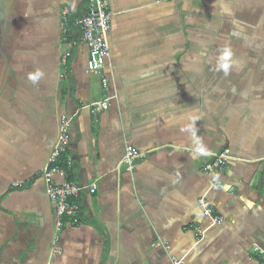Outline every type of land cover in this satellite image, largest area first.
I'll return each instance as SVG.
<instances>
[{
    "label": "crops",
    "instance_id": "obj_1",
    "mask_svg": "<svg viewBox=\"0 0 264 264\" xmlns=\"http://www.w3.org/2000/svg\"><path fill=\"white\" fill-rule=\"evenodd\" d=\"M111 11V57L91 74L86 0H0V264H258L264 0H111ZM106 99L103 113L85 108ZM63 117L68 180L98 192L82 196L57 253L41 175ZM129 144L144 154L132 174L117 171ZM224 149L213 179L204 167Z\"/></svg>",
    "mask_w": 264,
    "mask_h": 264
},
{
    "label": "built area",
    "instance_id": "obj_2",
    "mask_svg": "<svg viewBox=\"0 0 264 264\" xmlns=\"http://www.w3.org/2000/svg\"><path fill=\"white\" fill-rule=\"evenodd\" d=\"M180 0H158L159 4L169 2H177ZM87 14L81 21L82 39L89 49V59L87 71L91 74H97L104 70L108 59L111 57V45L109 41L110 32L113 23V13L111 11V0H86ZM69 10H65L63 17L66 20ZM104 88L109 87L108 79H103ZM110 99L94 102L85 108L92 109L95 113L100 114L109 109ZM72 118L63 117L59 123L57 139L53 149L48 157L46 165L42 171V178L46 184V193L55 207V246L57 253L61 251L56 247L60 237V233L68 225L72 227L79 226L81 223L82 205L81 199L84 194L95 195L98 192V186L92 184L84 186L78 182L68 180L69 168L72 167L71 162L68 168L61 167L60 161L64 153H66L71 143V125ZM230 149H224L216 155L212 162L205 165L207 172L213 179L219 175L226 173L230 162ZM144 157V154L138 151L133 145L129 144L125 148V154L118 165L117 171L124 170L126 173L132 174L137 167V162ZM221 190L225 189V185L221 182L216 183ZM14 188L21 187L19 183H15ZM234 188H230L229 192H234ZM199 205L204 209V215L209 219L210 226H218L224 222L223 217L215 214L214 210L207 204L205 199L199 200ZM68 221V222H67ZM199 236L203 237L206 229H195ZM158 247H165L169 252V247L163 242L157 243ZM260 262L264 264V249L259 247ZM171 264H186L185 257L171 256Z\"/></svg>",
    "mask_w": 264,
    "mask_h": 264
},
{
    "label": "trees",
    "instance_id": "obj_3",
    "mask_svg": "<svg viewBox=\"0 0 264 264\" xmlns=\"http://www.w3.org/2000/svg\"><path fill=\"white\" fill-rule=\"evenodd\" d=\"M63 157H64V154H63V155H62V157H61L60 164H61V167H63V168H65V169H67V164H66V162H65V161H63Z\"/></svg>",
    "mask_w": 264,
    "mask_h": 264
},
{
    "label": "water",
    "instance_id": "obj_4",
    "mask_svg": "<svg viewBox=\"0 0 264 264\" xmlns=\"http://www.w3.org/2000/svg\"><path fill=\"white\" fill-rule=\"evenodd\" d=\"M261 182V181H260Z\"/></svg>",
    "mask_w": 264,
    "mask_h": 264
}]
</instances>
